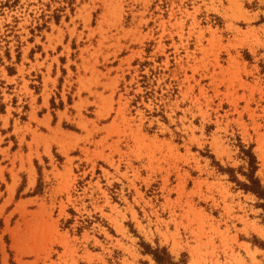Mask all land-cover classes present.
<instances>
[{"label":"rangeland","instance_id":"obj_1","mask_svg":"<svg viewBox=\"0 0 264 264\" xmlns=\"http://www.w3.org/2000/svg\"><path fill=\"white\" fill-rule=\"evenodd\" d=\"M264 0H0V264H264Z\"/></svg>","mask_w":264,"mask_h":264},{"label":"trees","instance_id":"obj_2","mask_svg":"<svg viewBox=\"0 0 264 264\" xmlns=\"http://www.w3.org/2000/svg\"><path fill=\"white\" fill-rule=\"evenodd\" d=\"M262 22L264 23V20H262ZM3 110V107H1L0 111L2 112ZM245 155L248 163V174L242 175L246 178L247 183H240L235 178L233 181L237 183L239 189H241L244 193H250L259 201H262V204H259L258 207L264 211V188L260 185L259 180L254 177L256 171L255 158L250 153H246ZM144 254L149 255L155 264H184L182 261L174 262L173 258L164 248L157 247L155 249H151L148 247L144 250Z\"/></svg>","mask_w":264,"mask_h":264}]
</instances>
